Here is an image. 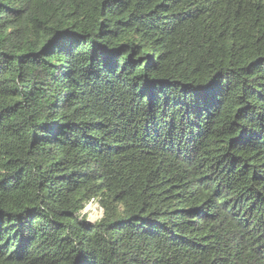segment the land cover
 <instances>
[{
    "label": "trees",
    "instance_id": "1",
    "mask_svg": "<svg viewBox=\"0 0 264 264\" xmlns=\"http://www.w3.org/2000/svg\"><path fill=\"white\" fill-rule=\"evenodd\" d=\"M0 264H264V0H0Z\"/></svg>",
    "mask_w": 264,
    "mask_h": 264
},
{
    "label": "rangeland",
    "instance_id": "2",
    "mask_svg": "<svg viewBox=\"0 0 264 264\" xmlns=\"http://www.w3.org/2000/svg\"><path fill=\"white\" fill-rule=\"evenodd\" d=\"M86 213H87V216H88V220L95 221L102 215L103 209L95 201V202H91L87 206Z\"/></svg>",
    "mask_w": 264,
    "mask_h": 264
}]
</instances>
